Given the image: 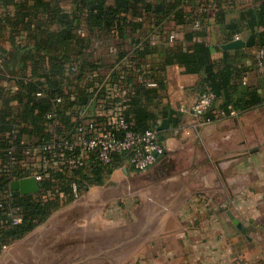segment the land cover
I'll use <instances>...</instances> for the list:
<instances>
[{
	"label": "crops",
	"instance_id": "crops-1",
	"mask_svg": "<svg viewBox=\"0 0 264 264\" xmlns=\"http://www.w3.org/2000/svg\"><path fill=\"white\" fill-rule=\"evenodd\" d=\"M158 1L147 0L151 3ZM232 1L235 5L228 9L225 22L238 23L241 33L228 40L225 27L212 18L208 21L205 41L210 44L212 58L219 68L224 66L225 55L228 54L229 62L242 74L238 82L240 93H237L236 99L249 100L242 93L247 89L264 97V77L256 68L258 48L249 46L257 33L264 32V17L259 15L264 10V0ZM200 3L201 0H196L193 6ZM193 6H186L187 11H192ZM61 8L71 11L73 0H61ZM15 11L12 5L6 9L1 6L0 19L5 13L14 16ZM252 12L256 14L251 16ZM253 20L255 24L251 28L249 24ZM133 21H144V28L133 30L128 27L123 36L117 25L109 35L100 30L90 32L82 27L83 36L91 38L90 62L103 66L100 76L105 77L104 80H109L116 69L120 52L133 49L135 39L149 38L157 52L167 47L181 45L185 50L193 46L192 42L184 39L185 33L194 29L192 26L184 27L170 20L162 28L154 29L149 22L145 23L146 17ZM53 30L61 28L55 25ZM27 36L28 33L23 32L17 39L19 44L24 45ZM235 42L241 43L238 48H227ZM2 48L4 52L13 51L12 44L7 41ZM124 63L129 64L128 61ZM17 72L25 76L27 82L31 79L45 82V78L33 75L31 65L20 63ZM164 76V88L158 92L156 99L147 101V105L160 125L164 121L162 114L165 110L174 113L170 128L163 135L165 154L145 173L124 169L119 160L118 166L110 170L105 183L90 187L86 198L81 200L83 209L89 206L85 209L84 224L80 223L77 227L71 225L70 229V224L61 216L54 217L48 239L55 235L62 239H79L81 243L76 252L72 250L73 243H68L64 255H56L46 264H75L77 259L78 264H237L240 261L236 258L239 254L234 247L237 239H247L248 244H252V232L248 237L244 236L251 229L256 230L260 237L257 239H264V103L226 120L203 124L190 111L200 94L197 88L202 76L187 74L179 65L167 67ZM143 78L141 76L139 81L144 82ZM92 79L90 76L89 81ZM137 83L138 79L126 85L122 81L109 84L106 93L129 100L130 90ZM66 88L71 90L73 87ZM17 94V82L10 77H0V116L6 103L13 111L17 110L19 102L14 99ZM182 108L189 110L182 111ZM77 109L68 111V115ZM103 110L101 101L95 114L91 110L81 112L80 117L74 116L72 122L78 119L99 121ZM131 124L134 126V123ZM70 127L67 126L64 131ZM49 129L55 132V125L50 124ZM110 191L116 192L115 198L109 197ZM125 200L126 205L121 203L119 206V201ZM107 206H111L113 214L125 212L121 208L127 206L131 220L128 223L110 222L104 212L109 211L105 209ZM88 239L99 242L103 239L126 240L117 245L122 251L105 257L103 242H97L100 247L89 254ZM35 240L23 239L15 243L14 251L0 254V264H43V255L36 248Z\"/></svg>",
	"mask_w": 264,
	"mask_h": 264
},
{
	"label": "trees",
	"instance_id": "trees-1",
	"mask_svg": "<svg viewBox=\"0 0 264 264\" xmlns=\"http://www.w3.org/2000/svg\"><path fill=\"white\" fill-rule=\"evenodd\" d=\"M195 1L159 0L151 3L147 0H73L72 10L65 11L61 8V0H0V7L6 9L12 5L16 9L14 16L5 13L0 19V77H10L19 86V94L14 97L19 107L13 111L6 103L4 113L0 116V254L4 247L46 222L61 208L64 200L69 203L80 197L83 189L86 191L92 186L103 185L110 170L118 166L116 164L107 169L92 159L88 167L75 174L49 168L39 183L38 194L14 196L11 190L12 181L25 177L22 162L26 147L49 144L56 136L65 135L67 126L73 129L81 121L72 122L73 117L79 118L81 112L90 110L95 102L98 104L102 101L104 109H109L124 100L107 98L109 84L122 81L126 85L138 79V83L130 90L129 100L124 101L125 117L134 123L133 129L138 132L159 131L161 141L166 130L160 129L161 125L157 123L147 101L156 99L158 92L164 88V73L169 66L179 65L187 74L201 75L197 88L199 96L204 93L217 96L212 109L201 119L202 122L216 121L221 110L229 111L231 108L246 112L264 103V97L250 89L242 92L249 100L235 98L240 93L238 82L242 74L229 62L228 54L225 55L224 66L219 68L212 58L210 44L205 41L208 21L212 18L225 27L228 40L241 33L238 23L225 22L228 9L235 5L234 2L201 0L199 5L193 6ZM188 5L193 6L190 12L186 9ZM263 13L264 10L259 13L262 14L260 18L264 17ZM253 14L256 13H250L251 16ZM141 17H146L145 23L149 22L154 29L162 28L170 20L184 27H194L184 37L193 46L184 50L179 45L157 52L149 38L135 39L133 49L120 52L116 69L110 74L109 80H104L105 77L100 76L103 66L90 62L92 54L88 52L91 38L83 36L82 27L90 32L100 30L109 35L117 25L123 36L128 27L133 30L144 28V21H133ZM196 24L199 27H195ZM254 24L253 20L249 27L252 28ZM55 25L61 30H53ZM23 32L28 33L24 45L17 41ZM5 41L12 44L13 51L4 52L2 45ZM249 46H256L259 52L264 46V32L257 33ZM125 61L129 64H125ZM20 63L31 65L33 75L45 78V82H35L33 79L27 82L26 77L17 72ZM90 76L93 77L91 81ZM141 76L144 82L139 81ZM66 80L68 84L65 86ZM150 80L158 84V89L147 86L146 82ZM69 86L74 89L68 90L66 87ZM91 88L94 91H90ZM40 93L42 96H38ZM59 97L63 98V102L56 105L55 101ZM73 108L78 109L68 115V111ZM51 113L55 116L48 120L47 115ZM170 116V112L165 110L162 119H169ZM99 121L103 122L104 118L100 117ZM174 123L177 124V121ZM50 124L55 125V132L50 131ZM24 139L28 142L23 144ZM12 146L17 148L15 163L8 160ZM12 209H17L22 216V223L16 227L9 217Z\"/></svg>",
	"mask_w": 264,
	"mask_h": 264
},
{
	"label": "built area",
	"instance_id": "built-area-1",
	"mask_svg": "<svg viewBox=\"0 0 264 264\" xmlns=\"http://www.w3.org/2000/svg\"><path fill=\"white\" fill-rule=\"evenodd\" d=\"M256 68L264 77V46L256 57ZM148 87H157L155 82H146ZM42 96V94H38ZM107 98L121 99V96H108ZM217 96L214 93H204L192 104L190 111L203 124H212L226 120L239 114L238 111L229 108V111L221 110L217 114V120L202 122L201 119L212 109ZM125 99L113 104L109 109H104L103 122L98 120L81 119L73 129L69 128L63 136H56L54 141L42 146H28L23 153V169L25 177L35 178L38 183L44 179L47 169L75 174L86 167L95 159L107 169L114 167L122 161L124 169H130L137 173H145L151 170L166 152V146L160 139V132L147 130L138 132L127 121L124 111ZM56 105L63 102V98L56 99ZM182 111L189 109L182 108ZM55 114H48L47 119L52 120ZM16 133V132H15ZM28 141L24 139L23 144ZM16 146L9 151V162L15 163ZM41 153L49 157L42 156ZM21 162V161H20ZM39 162V164L37 163ZM20 180V179H19ZM16 181V180H15ZM12 181L11 183H13ZM76 191V185H74ZM2 204L0 203V209ZM13 226L22 223V216L17 209H12L9 214Z\"/></svg>",
	"mask_w": 264,
	"mask_h": 264
},
{
	"label": "rangeland",
	"instance_id": "rangeland-1",
	"mask_svg": "<svg viewBox=\"0 0 264 264\" xmlns=\"http://www.w3.org/2000/svg\"><path fill=\"white\" fill-rule=\"evenodd\" d=\"M37 163L39 164V162H37ZM24 171H26V170H24ZM98 186H100V185H98ZM89 191H90V189H87L86 191H84V189H83V191H82L83 193L81 194V196L79 195L80 197L75 198L74 200H72L69 203H65V200H64V202L61 205V208L58 211H55L49 217V219L46 222L38 225L33 231H31L25 237H23L19 240H16L11 245L4 247L2 249V252H5V253L9 252L10 253L11 250H13L15 248L17 242H20L23 239H29V240L36 239L35 240V242H36L35 246H36V248L38 247L37 249H39V251L43 255L41 258L43 264H46L48 261H50V259L53 260L54 256H56V255H64V250L67 249V246L69 247L68 243H73L74 247L72 250H75L74 252L79 251V244L81 243L79 241V239H65V238L62 239L61 237L58 236L59 237L58 238L55 235L51 236L52 239H48L49 236H47V235L50 234L49 233V231H50L49 227H50L51 220L53 221V218L56 216H61V219L66 220L67 223L70 224V226H69L70 229L72 228V226L77 227L80 223L84 224L85 218H83V217L86 216V210L85 209L88 208L89 206L84 207V209H83V207H81V200L83 198H86ZM115 193L116 192L110 191L109 197L115 198ZM121 203L126 205L127 200H125L123 202L119 201V206L121 205ZM107 208H108V206L105 209H107ZM108 209H109V211L105 210L104 212H105V215L109 219L110 222L128 223L131 220V217H130L131 215L127 211V206L125 208H121V209H125L126 211L121 212L120 214L119 213L113 214L111 212V206H109ZM251 232H252L253 239H254L252 244H248L247 239H240V240L237 239V241L234 244V247H235L237 253L239 254L238 255L239 257H236V258L238 259V261L240 260L239 263H237V264H264V247L262 246V244H264V239H257L260 237L257 236L256 230H254V229L249 230L247 234H244V236L248 237V235H250L249 233H251ZM53 234H55V233H53ZM88 240H89V242H88L89 244L87 246L89 247V249H88L89 254H90V252L95 251V248L100 247L98 244H96L97 242L99 244H101L103 242V244H101L103 246L102 249H104L103 255L105 257H111V255L118 254L117 252L122 251V249L118 248L117 245L119 242H122L126 239H114V240L103 239L102 242H99L97 239H88ZM38 241H39V243H38ZM40 242H41V244H40ZM125 251H126V249H125ZM73 255H74V253H73ZM261 255H263V257H261ZM8 261L10 263L12 262L11 260H8ZM62 261L63 260H61L60 262L62 263ZM74 262L76 264L77 262H79V259L75 260Z\"/></svg>",
	"mask_w": 264,
	"mask_h": 264
},
{
	"label": "water",
	"instance_id": "water-1",
	"mask_svg": "<svg viewBox=\"0 0 264 264\" xmlns=\"http://www.w3.org/2000/svg\"><path fill=\"white\" fill-rule=\"evenodd\" d=\"M240 42H235L227 45L228 49H234L238 48L240 46ZM97 107V103H93L91 106L90 110L92 111L93 114H95V110ZM173 112L171 113V116L169 119H166L163 121L160 129L161 130H168L170 128L172 118H173ZM112 173V171H111ZM11 190L13 192L14 196H26V195H36L39 193L40 188H39V183L35 178H27V179H20L16 180L11 184ZM233 217V215H232ZM237 222V221H236ZM253 236V235H252Z\"/></svg>",
	"mask_w": 264,
	"mask_h": 264
}]
</instances>
